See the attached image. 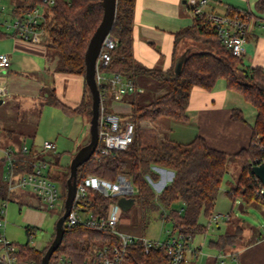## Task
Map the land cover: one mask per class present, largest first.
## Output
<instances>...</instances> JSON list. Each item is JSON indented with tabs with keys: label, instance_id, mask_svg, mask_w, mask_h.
<instances>
[{
	"label": "trees",
	"instance_id": "1",
	"mask_svg": "<svg viewBox=\"0 0 264 264\" xmlns=\"http://www.w3.org/2000/svg\"><path fill=\"white\" fill-rule=\"evenodd\" d=\"M136 0H118L116 19L111 37L117 42L111 50L110 66L104 71L105 82L99 86L103 103L114 95V84L110 75L119 74L133 80L137 90L122 96L131 105L129 114L120 115L122 125L127 120L136 125L135 138L126 150L118 151L110 156H93L78 169V182L86 175L96 176L111 182L119 175L127 176L135 188L132 198L139 200L144 209L162 211L164 221L171 222L173 231L190 241L199 234L207 232L209 225L201 221V216L208 220L214 216L215 203L221 186L229 172V162L241 167L237 185L227 192V196L236 201L237 197L248 203L261 202L262 183L252 173L255 164L264 162V70L262 67H251L245 61L232 54L220 41L213 22L208 13L194 16L193 25L178 31L175 35V47L180 42L191 40L190 47L181 72L177 74L174 66L163 71L148 68L138 62L134 56V18ZM259 11L264 10V0L257 4ZM248 15L243 10L229 8L227 16ZM104 15L101 0H54L46 14V28L49 33V49L59 55L57 69L62 73L86 75L85 54L90 40L100 25ZM9 35L0 31V38ZM179 57V56H178ZM175 59V63L177 58ZM220 80H224L227 88L241 95L256 110V120L252 126V140L248 148L236 154H227L212 148L202 136H196L187 144L172 139H160L158 144L145 145L140 136L143 121L171 119L179 123L190 122L189 107L192 92L196 87L212 91ZM154 85L153 97L144 96L140 90ZM164 90L163 93L159 91ZM52 103L63 108L69 114H85L89 122L92 118V93L85 79L83 100L76 108H70L57 99ZM233 120L246 122L241 109H233ZM259 138L258 142L256 141ZM59 158L55 150L50 151ZM21 163L33 161L29 155L19 158ZM50 162V161H49ZM0 163H3L0 160ZM51 167L53 165L50 162ZM163 167L174 171V178L160 193L154 189L161 175L156 168ZM70 166L63 176L51 173V178L61 185L63 207L61 210H49L59 218L65 212L67 197V181ZM8 187L4 179H0V198L6 200ZM89 211L95 217H104L110 206L118 202L117 197H106L98 191H91ZM37 199V198H36ZM180 203L179 208H172ZM34 204L40 208L37 199ZM230 223V220H229ZM56 229V227H55ZM29 237L36 233L35 227H26ZM243 229L237 226L227 230L210 246L220 252L236 245L242 240ZM55 238V234L53 239ZM49 245L43 250L26 244L21 247L24 257L41 264ZM118 236L104 231H97L83 226L67 229L61 246L55 255H63L76 263H84L97 256L105 247L110 249L120 245ZM170 257L164 249H154L146 253L141 244L128 250L126 264H169ZM185 264V262H183Z\"/></svg>",
	"mask_w": 264,
	"mask_h": 264
},
{
	"label": "crops",
	"instance_id": "2",
	"mask_svg": "<svg viewBox=\"0 0 264 264\" xmlns=\"http://www.w3.org/2000/svg\"><path fill=\"white\" fill-rule=\"evenodd\" d=\"M187 1L136 0L133 38L134 56L138 62L148 68L167 71L174 66L176 57L182 55L185 49L188 50L193 46V44L190 45L189 40H185L180 42L177 48L175 47L176 33L194 23V15ZM259 1L209 0L205 10L210 15L218 16L227 15L229 8L251 13L253 23L251 32L247 36L245 55L242 59L247 65L251 67L259 66L264 70V10L259 11L257 6ZM11 37H13L14 42L7 50L11 58V68L2 79L6 88V95L1 100L2 104L8 100L17 101L20 108L26 110L29 107L36 106L37 98H42L47 102V105L62 111V116L60 115L61 118L57 122L59 125H57V128L60 131L70 132V126L73 125L71 116H81L80 122H83L82 125L85 127V124L88 123V117L85 114H69L63 108L52 103L54 99H57L67 107L73 109L78 107L84 97L85 78L82 75L60 72L57 65L51 60L48 42L37 44L24 41L13 35ZM20 74L32 75L38 88L36 86L35 89L31 88L30 91L32 92L29 94L28 90H25L29 88V85L19 77ZM37 91L42 93L41 96L35 95ZM246 103L241 95L227 88L224 80H220L212 91L196 87L192 92L189 107L190 122L187 124L177 123L185 127L178 129L180 139L176 138L174 141L187 144L199 135L212 148L227 154H236L248 148L251 144L252 126L255 123L257 112L254 108L252 111L249 110L248 115L245 110L247 108L245 107ZM108 107L111 111L120 115L128 114L132 109L129 102H126L125 98L116 92L109 100ZM237 108L243 111L246 122L233 120L232 111ZM43 109L42 107L34 119L36 133ZM28 112L30 117L33 113L31 110ZM64 114L70 116V118ZM2 126L8 127L10 124L8 117L0 111V128ZM17 131L14 129L9 130L11 139L14 138V133ZM160 137L161 139L164 138L161 134ZM54 143L57 150L58 145L56 142ZM5 147L13 146L2 145L0 139V148ZM33 150L40 152L41 148L37 149L35 146ZM48 156L54 157L50 153L45 155V157ZM0 160L3 162L2 158ZM173 178L174 174L171 177V182ZM18 193L26 195L25 191ZM39 209H42L41 203ZM28 215L31 217L32 214ZM227 223L229 222L227 221ZM218 229L220 230L221 226H218ZM246 235L243 232L242 240L224 252L210 246V243L217 241L221 234L215 240L210 238L201 240L199 247L193 245L195 240L193 238L189 241L185 264H264V232Z\"/></svg>",
	"mask_w": 264,
	"mask_h": 264
},
{
	"label": "built area",
	"instance_id": "3",
	"mask_svg": "<svg viewBox=\"0 0 264 264\" xmlns=\"http://www.w3.org/2000/svg\"><path fill=\"white\" fill-rule=\"evenodd\" d=\"M10 2V7L5 4ZM14 1V2H13ZM190 10L194 16L206 13L209 0H188ZM54 0H0V30L2 28L12 32V35L27 42L47 43L50 41L46 28V14L49 5ZM209 19L219 35L220 41L233 55L243 58L247 36L251 32L253 16L233 15L218 16L208 14ZM117 42L109 35L102 47L97 61V82L100 86L105 82L104 71L110 66L111 50ZM11 68V58L8 53H0V100L6 95V88L2 79ZM114 84L115 92L121 96L132 94L137 90L135 82L129 78L114 74L110 79ZM100 140L93 156L115 155L118 151L126 150L133 143L136 125L127 120L122 125L120 114L105 112V104L101 101ZM56 150L52 141H44L40 152L29 149L27 145L21 147L0 148V158L6 165L4 181L8 187V197L19 191L33 192L44 210H61L63 207L61 187L51 178V164L45 157L50 151ZM33 161L21 163L20 156L29 155ZM98 191L106 197H132L135 188L132 181L124 175H119L114 182L92 176H83L77 184V193L72 210L64 223L65 229L86 227L97 231L110 232L120 239V245L113 248L105 247L97 253L94 259L84 263H76L63 255H55L49 264H126V257L130 247L141 244L146 253L154 249H164L170 257L169 264H183L186 261V252L189 240L185 241L182 235H176L165 240L149 239L145 235H132L117 231L120 206L113 203L108 214L104 217H95L88 207L91 203V191ZM263 192V186L261 188ZM85 213L86 216H82ZM221 217L230 220V215H214L212 221L217 222ZM7 225V203L0 212V264H36L33 260L24 257L21 247L10 241L5 234ZM4 230V233L2 232ZM35 248V247H34ZM36 249V248H35Z\"/></svg>",
	"mask_w": 264,
	"mask_h": 264
},
{
	"label": "rangeland",
	"instance_id": "4",
	"mask_svg": "<svg viewBox=\"0 0 264 264\" xmlns=\"http://www.w3.org/2000/svg\"><path fill=\"white\" fill-rule=\"evenodd\" d=\"M6 5L10 7V2L6 1ZM3 33L8 34V37L0 38V53H7L8 48L14 42L11 37L12 32L2 28L0 30ZM190 45L193 44L189 40ZM50 41H48V45ZM187 49H185L186 51ZM5 51V52H4ZM51 60L55 65L59 64L60 57L57 53L50 51ZM24 79L29 88L25 89L29 94L31 88H38V85L33 81L32 75L20 76ZM42 86V85H41ZM40 86V87H41ZM148 88L140 90L144 96L153 97L154 91L151 87L153 84L148 83ZM42 88V87H41ZM163 93L164 90L159 91ZM41 92L37 91L35 95L41 96ZM128 102V100H126ZM42 98L36 99V106L29 107V109L20 108L18 102L11 100L6 101L0 105V111L2 114L8 117L10 126H2L0 128V139L2 145L21 147L23 144L27 145L29 149H42L44 141L56 142L58 145L55 151L59 158L48 156L46 157L50 162L53 163L51 172L56 176H63L70 166L73 157L76 153L84 146L86 142L90 141V122L85 124L80 122L81 116H71L73 125L70 126V132L64 130L60 131L57 128V122L62 116V111L46 104ZM107 105L105 104V112H108ZM43 109L41 120L38 125V131L36 133L35 128V116ZM245 110L248 113L252 111L254 107L250 103H246ZM109 108V107H108ZM29 110L32 111L33 116L29 117ZM244 110V111H245ZM130 113V112H129ZM128 113V114H129ZM61 115V116H60ZM65 115V114H64ZM249 115V113H248ZM68 118L70 116L65 115ZM70 121V120H69ZM171 119H162L157 121H143L141 123L140 136L143 139L145 145L158 144L161 137L176 140L180 139L178 135V129L185 127L182 124ZM178 125V126H177ZM59 126V125H58ZM181 127V128H180ZM18 130L14 133V138L11 139L9 136V130ZM160 137V138H159ZM191 140V139H190ZM259 138H257L258 142ZM81 146V147H80ZM78 147H80L78 149ZM229 172L225 177V180L221 186L220 193L215 203L214 215H230V223H227L226 218L221 217L217 222L207 219L205 216H201V221L209 228L205 234H199L195 237L193 245L196 247L201 244L200 241L206 238L215 240L219 234L223 235L226 230L234 229L237 226L242 227L244 234H258L264 232V204L261 202L248 203L240 197L236 198V201H232L228 196L227 192L237 185L239 176L241 174V167L235 162H229ZM157 171L161 175L159 182L154 184V189L157 193H160L162 188L166 187L171 182V177L174 174L172 169L159 167ZM6 173L5 163H0V179H4ZM58 187H61L60 183L56 181ZM21 192V191H19ZM26 195L18 192L12 194L9 201L2 200L0 198V212L5 203H7V225L5 234L6 237L17 245L29 244L31 247H35L38 250H43L49 245L55 234L56 223L59 219L58 216L52 215L50 212L44 209H39L34 201L36 196L33 192L25 191ZM18 193V194H17ZM132 198V197H129ZM118 203V202H116ZM180 203H175L172 208H179ZM162 211H151L144 209L139 200H136L134 205L128 210H124L120 207L119 222L117 225L118 232H124L132 235L145 234L149 239L165 240L171 236H176L177 233L173 231V225L171 222L164 221L161 216ZM28 214H32L31 217ZM27 215V216H26ZM82 216H86L85 213ZM229 222V220H228ZM221 226V229H218ZM26 227H35L36 233L29 237L26 233ZM128 230V231H126ZM4 233V230H2ZM131 232V233H129ZM247 236V235H246ZM245 236V237H246ZM206 245V244H205ZM204 245V246H205Z\"/></svg>",
	"mask_w": 264,
	"mask_h": 264
},
{
	"label": "water",
	"instance_id": "5",
	"mask_svg": "<svg viewBox=\"0 0 264 264\" xmlns=\"http://www.w3.org/2000/svg\"><path fill=\"white\" fill-rule=\"evenodd\" d=\"M104 9L103 19L93 34L90 43L88 45L85 54L86 63V83L90 88L92 93V118L90 121V141L84 145L73 157L70 164V176L67 181V197L65 200V212L58 219L55 229V238L53 239L51 245L49 246L46 254L43 256L41 264H49L51 258L54 256L57 249L61 246L64 235L66 232L64 223L66 218L70 214L73 203L77 193L78 184V169L80 166L88 162L95 154L100 140V115H101V93L97 82V61L100 56L103 44L106 38L111 35L113 29L116 13H117V2L118 0H101ZM190 50H186L182 55H180L175 63V72L179 74L181 72L183 63ZM0 104L2 101L0 100ZM252 173L257 177L263 186V196H264V162L260 164H255L252 167ZM135 203L134 198L122 197L119 199L118 204L124 210H128Z\"/></svg>",
	"mask_w": 264,
	"mask_h": 264
}]
</instances>
